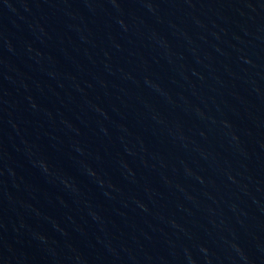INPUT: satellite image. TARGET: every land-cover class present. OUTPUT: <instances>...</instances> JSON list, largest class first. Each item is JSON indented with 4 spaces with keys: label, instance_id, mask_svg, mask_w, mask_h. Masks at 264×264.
I'll list each match as a JSON object with an SVG mask.
<instances>
[{
    "label": "water",
    "instance_id": "obj_1",
    "mask_svg": "<svg viewBox=\"0 0 264 264\" xmlns=\"http://www.w3.org/2000/svg\"><path fill=\"white\" fill-rule=\"evenodd\" d=\"M0 264H264V0H0Z\"/></svg>",
    "mask_w": 264,
    "mask_h": 264
}]
</instances>
